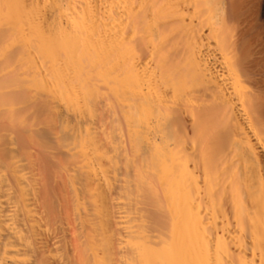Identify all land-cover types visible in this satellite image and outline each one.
<instances>
[{"label":"bare ground","instance_id":"bare-ground-1","mask_svg":"<svg viewBox=\"0 0 264 264\" xmlns=\"http://www.w3.org/2000/svg\"><path fill=\"white\" fill-rule=\"evenodd\" d=\"M0 264H264V0H0Z\"/></svg>","mask_w":264,"mask_h":264}]
</instances>
